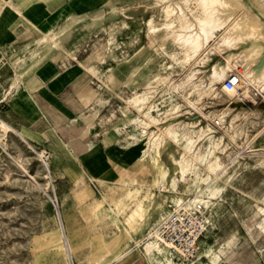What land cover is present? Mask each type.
<instances>
[{"label": "rangeland", "instance_id": "374dc122", "mask_svg": "<svg viewBox=\"0 0 264 264\" xmlns=\"http://www.w3.org/2000/svg\"><path fill=\"white\" fill-rule=\"evenodd\" d=\"M253 1L244 0L258 13ZM152 20L157 24L160 19L135 0H0L5 65L0 95L6 90L9 98L24 97L52 75L75 79L67 93L74 115L39 145L27 144L13 130L7 136L0 131V264H150L145 238L166 211L176 208L178 196L187 201L200 191L211 201L207 207L201 205L209 219L207 235L200 254L176 263L264 264V214L257 212L258 206L264 208V160L252 159L254 152H264V134L255 137L264 130V94L251 89L256 103L245 105V113L240 106L227 111L235 107V99L221 92L216 99L207 97L199 111L188 103L198 100L195 90L175 92L176 101L169 106L170 81L156 87L148 121L156 118L160 127L178 124L196 137L208 133L200 139L213 136L206 160L216 151L225 167L212 183L224 187L216 197L209 199L206 188H195L192 182H180L176 192L160 191L151 155L142 160L140 147L134 150L130 139L145 125L139 113L143 106L126 102L144 91L142 75L153 78L166 65L174 66L168 71L173 79H182L189 66L166 55L159 42H150ZM168 50L181 51L173 45ZM144 60L150 69L136 77L137 83L130 82L132 68L142 67ZM53 86L45 87L50 91ZM46 97L61 107L55 93ZM126 107L128 116L122 113ZM6 110L0 103V120L8 121ZM224 111L228 115L217 127L213 119H221ZM239 112L242 116L233 120ZM115 122L119 132L111 145L104 139ZM12 127L19 131L16 124ZM167 147L163 158L173 175L168 153L174 151L180 158L182 150L172 143ZM43 151L50 157V177L36 153ZM112 151L122 154L121 159H111ZM143 205L148 212L140 230L128 219L141 213ZM210 249L214 254L204 256Z\"/></svg>", "mask_w": 264, "mask_h": 264}, {"label": "bare ground", "instance_id": "6f19581e", "mask_svg": "<svg viewBox=\"0 0 264 264\" xmlns=\"http://www.w3.org/2000/svg\"><path fill=\"white\" fill-rule=\"evenodd\" d=\"M135 1L137 5H144L145 10H152L160 19L157 24H154L156 21H151L153 27L150 29V42L152 44L159 42L162 47L161 49L166 55H172L177 63H185L189 68L185 71V76L182 79H173L172 72H168L170 70L174 71V66H162L153 78L141 73L144 70L150 69L149 62L146 60L142 62V67L132 68L130 82L137 83L136 77L141 75L142 79L146 81L144 91L142 93H132L134 96L126 102V104L129 103V106H143L139 110V113L141 117H144L141 120L145 121V125L141 129L139 136L130 135V139L134 140L132 142L134 150L140 147V157L142 160H144L143 158L146 155H151L150 161L154 175L159 177L158 187L160 191L173 190L176 192L180 182H184L185 184H191L190 182H192L195 188L203 185L208 191L209 199L216 197L222 192L224 187L220 182L212 187V183L213 181L218 182L221 178V173L225 172V167L221 158L216 156V151L206 160L209 145L213 142V136H209L201 142L200 139L209 135L208 133L205 135L202 133L196 137L194 134H191L193 131L185 132L178 124L160 127V120L154 118L149 122L146 114L154 108V104L151 101L156 92L154 89L156 87L160 88L167 80L170 81V88L172 89L167 100L169 106L173 105L176 101L175 92L183 95L191 89L197 92L198 100L196 102L188 100V103L199 111L202 109L201 106L207 97L211 96L213 99H216L220 92L235 99L233 102L235 107L228 108L227 111L233 112L240 106L243 111L242 113H245L248 111L245 105L252 104V106H255L256 101L250 96V90L253 89L264 94V0L253 1L254 4L258 5V13L256 10V13L253 12L252 6L246 4L244 0ZM169 45H173L175 48L178 46L181 51L171 53L168 50ZM218 54L220 57L221 55L223 56L222 59H218ZM233 74L238 75L239 84L229 90L225 87V81ZM129 111V107L122 109V113L125 116H128ZM227 111L222 113L221 119L218 118L220 119L219 126L224 123V119L228 115ZM242 113L234 114L233 120L241 117ZM210 117L212 118V116ZM213 121L215 122V119ZM256 123L258 125V122ZM153 126L157 130H151ZM209 127L212 129L211 126ZM12 130L19 134L27 144L31 145L17 129L12 127L11 123L0 120V131L3 132V135L7 136ZM118 132L119 122H115L107 133L104 139L105 142L114 145ZM240 132L243 131L241 130ZM235 133L237 134V132ZM263 134L264 130L258 132L255 137L262 136ZM169 143L174 144L178 148V152L182 150L180 158L176 156L174 151L168 153V159L174 170L173 175L171 168L163 158L168 150L167 146ZM71 144H73V141L69 143V146ZM32 148L34 149V146ZM96 148L89 150L88 153L96 152ZM250 149L253 151L252 148ZM240 150L242 149L240 148ZM261 150L264 151V147ZM36 153L48 171L47 177H50L51 169L48 164L50 157L44 151ZM263 156L264 152H254L252 159L260 162L264 160ZM202 167L207 172L205 178L201 173L203 171ZM210 203V200L204 199L203 191H200L194 199L187 201L184 196H178L176 208L177 210L183 208L193 209L194 207H201L202 204L207 207ZM128 205L127 202L123 203L124 207ZM147 212L148 209L144 205L141 206V213L132 214L128 219L129 224L133 225L136 229H140L146 219ZM257 212L258 214H264V208L258 206ZM168 214L169 211H166L161 216L160 221L156 223L155 231L149 233L148 237L145 238V251L150 264H177L170 250L160 242L157 234V227L161 225ZM213 254L214 251L210 249L204 256L210 258ZM185 261L190 260L189 258H185Z\"/></svg>", "mask_w": 264, "mask_h": 264}, {"label": "crops", "instance_id": "0c3cea01", "mask_svg": "<svg viewBox=\"0 0 264 264\" xmlns=\"http://www.w3.org/2000/svg\"><path fill=\"white\" fill-rule=\"evenodd\" d=\"M74 81L75 79L70 75L61 77L52 75V77L44 79L43 85L37 89L38 91L24 95V97L9 98L10 93L5 90L2 93L3 95H0V103H5V109L7 110L4 115L8 121L2 120L19 126V131L31 144L39 145L40 142L47 139L46 134L65 124L74 115L73 110L69 108L67 103L71 99V96L67 93L73 88ZM48 84L54 85L50 91L45 87ZM49 92L50 94H56L54 99L59 104L61 103L60 108L53 105L51 103L53 101L50 102L51 99L46 97ZM64 94L65 98L63 99ZM63 100L66 101L65 104H63ZM110 154L111 159L120 160L122 157V154H117V152L112 151Z\"/></svg>", "mask_w": 264, "mask_h": 264}, {"label": "built area", "instance_id": "2783aa9c", "mask_svg": "<svg viewBox=\"0 0 264 264\" xmlns=\"http://www.w3.org/2000/svg\"><path fill=\"white\" fill-rule=\"evenodd\" d=\"M4 62L0 48V81L3 77ZM239 84L238 75L233 74L225 81V87L232 89ZM220 119L213 123L219 127ZM209 219L202 207L193 209L170 208L169 214L157 227V234L162 244L170 250L177 261L192 258L199 254L202 239L207 235Z\"/></svg>", "mask_w": 264, "mask_h": 264}]
</instances>
